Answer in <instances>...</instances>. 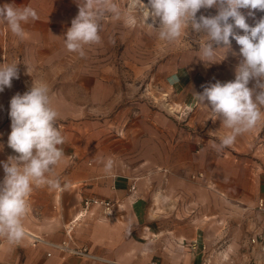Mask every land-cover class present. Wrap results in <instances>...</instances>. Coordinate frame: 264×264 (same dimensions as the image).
I'll use <instances>...</instances> for the list:
<instances>
[{
    "label": "crops",
    "instance_id": "crops-1",
    "mask_svg": "<svg viewBox=\"0 0 264 264\" xmlns=\"http://www.w3.org/2000/svg\"><path fill=\"white\" fill-rule=\"evenodd\" d=\"M14 4L38 5L33 0ZM46 9L42 21L30 19L23 25L24 31L39 37L33 42L43 47V53L46 46L65 36L75 18L66 9L61 15L50 5ZM64 15L69 18L64 19ZM5 30L10 32L7 26ZM25 44L28 55L23 58L29 63L33 45ZM5 47L4 58L14 59L13 41L8 40ZM48 55V61H53L55 51L51 47ZM88 77V72L82 74L80 70L74 74L78 79ZM16 82L14 78L12 86L0 92V161L5 162L9 156L18 155L8 146L10 100L27 91ZM191 82L187 70L173 76L175 103L187 111L192 109L197 93L192 91ZM82 89L89 102L81 103L76 97L81 96ZM76 91L72 102L63 94L50 95L59 112L56 126L65 137L61 146L64 157L53 170L60 186H34L23 221L26 235L19 244H9L0 237V264H264V249L251 242L264 224V214L258 209L259 200L264 199V162L255 156L260 157L255 128L238 135L230 147L217 151L213 143L218 144L230 130L221 120L214 121L210 113L201 121L206 132L200 138L202 148L182 159L175 154V130L163 134L168 140L162 141L160 120L154 123L158 129L153 134L139 138L128 149L115 147L111 137L106 136L103 142L100 137L87 135L88 131L83 134L86 121L80 114L81 110H112V89L82 88L79 84ZM86 104L90 106L84 107ZM69 111L72 113L65 114ZM90 123L92 127L98 125V121ZM145 137L152 144L147 149ZM185 138L187 144L190 136ZM108 159L113 166L105 171ZM197 172L200 176L193 181L190 175ZM4 175L0 165V180ZM87 196L114 202L112 215L92 208L75 223L73 242L86 247L89 254L77 256L54 248L51 244L65 238V226L81 211V200ZM30 234L44 241L34 244Z\"/></svg>",
    "mask_w": 264,
    "mask_h": 264
},
{
    "label": "rangeland",
    "instance_id": "rangeland-1",
    "mask_svg": "<svg viewBox=\"0 0 264 264\" xmlns=\"http://www.w3.org/2000/svg\"><path fill=\"white\" fill-rule=\"evenodd\" d=\"M10 1L12 3L26 2V0H0V6L9 4ZM33 2L38 5L31 7L37 11L38 19L42 21L46 18L42 16L44 13L42 11H47L46 8L49 5L51 9L52 7L56 8L58 13L60 11V15L62 10L66 9L67 14L76 17L79 13V2L82 3L83 0H33ZM129 2L130 0H108L109 4L116 5L119 14L108 11L104 4L100 5L98 23L101 40L99 43L86 45L83 56L66 49L63 39L65 36L58 37L59 39L51 43L52 46H46L45 53H43V47L39 43L33 42L39 40V37L34 33L25 31L24 38L20 39L14 36L11 31L5 30L7 25L0 22V64L19 63V78L16 79L18 87L21 86L29 91L33 81H42L49 86L50 95L61 94L62 96L63 94V97L70 102L73 101L79 84L82 88L101 86L102 88L108 87V90L112 89V110H81V119L86 121L83 134L88 131L87 135H94L97 137L96 139L100 137V141L103 142H105L106 136L109 139L111 137L115 147L125 146L128 149L139 138L153 134L158 129L155 125L160 120L162 141L168 140V136L163 134H167L172 129L176 131L172 138L178 141L177 152H175L178 159L190 151L198 152L204 144L200 138L202 135H206L205 130L202 129L201 121L203 117L210 114V111L196 102L195 95L191 110H183V106L176 104L173 76L179 70H187L192 79V91L197 93H201L203 87L216 81L221 83L234 81L236 67L243 59L239 52L240 46L230 37V49L226 52V49L218 48L213 61L215 63L203 61L201 60L200 45L208 40L205 34H197L189 26L177 40L172 42L161 40L156 29L143 23L144 15L139 10L129 11ZM143 3L147 5L148 0H143ZM40 8L44 10H40ZM239 11L245 16L246 23L250 27H254L261 19H264V10L242 8ZM216 14H218V7L214 6L201 8L196 17L199 19L201 15L210 17ZM63 18L68 19L69 17L64 15ZM228 22L234 24L232 18ZM60 23L68 22L60 21ZM146 23H153L151 17L147 19ZM153 26H159L158 20ZM28 27L30 26L27 25L26 28L28 29ZM233 32L239 35L244 34L242 29L235 26ZM40 34L43 39V32ZM8 40L13 41L14 48L11 49V52L16 56L10 61H7V57L5 59L3 56V52L8 50L5 47ZM25 42H30L33 45L31 48L33 49L31 52L33 59L29 63L27 61L25 63L23 58V55L24 57L28 55ZM49 47L55 51L54 60L51 62L48 61ZM219 47H223V45L221 44ZM79 70L82 74L88 72L89 77L74 78V74ZM255 85L256 82L252 80L248 86L255 88ZM83 93L86 91L82 89L81 96L76 95V97L81 98V103H84L85 100L89 102V98ZM90 104H86L84 107H88ZM66 113L71 114L72 112ZM190 117L192 120H189ZM95 121H98V125L92 127L90 122ZM173 126L175 128H172ZM254 133L256 135L255 146L260 149L257 153L260 154V157L255 156L264 162V116L256 125ZM185 136H190L187 144H184L187 140ZM145 138L147 149L152 144L147 137ZM197 176H200L199 172L190 175L193 181Z\"/></svg>",
    "mask_w": 264,
    "mask_h": 264
},
{
    "label": "clouds",
    "instance_id": "clouds-1",
    "mask_svg": "<svg viewBox=\"0 0 264 264\" xmlns=\"http://www.w3.org/2000/svg\"><path fill=\"white\" fill-rule=\"evenodd\" d=\"M119 14L116 5L108 0H83L79 2V13L72 20L64 38L66 49L81 56L86 45L99 43V7ZM218 7V14L206 17L196 14L201 8ZM264 10V0H130V12L139 10L144 15L143 23L158 31L159 39L169 42L181 37L189 26L197 34H205L208 40L200 45L201 60L215 63L218 48L230 49V37L240 46L242 60L235 70L234 81H216L195 93V100L206 107L214 121L221 120L230 132L213 143L217 151L230 147L238 135L251 131L264 116V19L254 27L246 23L239 9ZM251 15V13H249ZM151 17L153 23H146ZM37 11L30 5L19 7L14 3L0 6V22L7 25L11 33L23 39V25L30 19H38ZM234 24L229 23V19ZM159 22L158 27L153 24ZM242 29L244 34L233 32ZM223 47H219V45ZM17 62L0 64V92L12 86V80L19 78ZM256 82L250 88L249 82ZM258 90V91H257ZM11 132L8 146L18 155L0 161L5 173L0 180V237L9 244H19L25 237L24 218L29 211V198L34 186H60L54 177V167L64 157L61 147L65 137L56 126L59 116L53 107L50 88L45 82L33 81L24 94L17 93L10 100ZM113 161L108 159L105 171H110Z\"/></svg>",
    "mask_w": 264,
    "mask_h": 264
},
{
    "label": "built area",
    "instance_id": "built-area-1",
    "mask_svg": "<svg viewBox=\"0 0 264 264\" xmlns=\"http://www.w3.org/2000/svg\"><path fill=\"white\" fill-rule=\"evenodd\" d=\"M82 209L81 211L65 226V238L58 243H52L51 245L62 251L67 252L77 256H87L89 254L88 250L84 246H77L73 242L72 230L75 223L86 213H88L92 208L101 209L102 213L106 216L112 215L114 213V202L110 199L99 198V197H83L81 200ZM258 209L264 214V199L259 200ZM32 243L39 241H44L42 238L35 234H30ZM252 243H259L261 248L264 249V224L257 231L256 235L251 238ZM49 254V253H48ZM147 264H156L153 261Z\"/></svg>",
    "mask_w": 264,
    "mask_h": 264
}]
</instances>
